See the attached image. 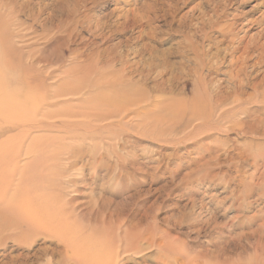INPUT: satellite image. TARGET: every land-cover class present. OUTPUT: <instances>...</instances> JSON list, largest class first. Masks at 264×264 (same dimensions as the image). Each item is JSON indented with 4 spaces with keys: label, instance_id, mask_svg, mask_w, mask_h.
I'll list each match as a JSON object with an SVG mask.
<instances>
[{
    "label": "rangeland",
    "instance_id": "374dc122",
    "mask_svg": "<svg viewBox=\"0 0 264 264\" xmlns=\"http://www.w3.org/2000/svg\"><path fill=\"white\" fill-rule=\"evenodd\" d=\"M7 41L9 73L49 87L41 114L84 117L0 149V264H83L69 247L125 237L120 264H264V0H0ZM203 90L242 111L178 132L163 104Z\"/></svg>",
    "mask_w": 264,
    "mask_h": 264
},
{
    "label": "bare ground",
    "instance_id": "6f19581e",
    "mask_svg": "<svg viewBox=\"0 0 264 264\" xmlns=\"http://www.w3.org/2000/svg\"><path fill=\"white\" fill-rule=\"evenodd\" d=\"M10 55L21 63V53L18 52L17 49L13 48L11 42L7 41V44L0 47V134L2 133V135L7 136L5 140L0 141V149L9 150L12 147L14 149L18 148L17 150L21 151L23 143L25 140L29 139L32 132L54 128L53 124H48L45 120H52L57 117H60L61 119L64 116H68L69 119H79L83 118L84 115H63L60 113H49L43 111L41 114L38 108L45 104L49 87L46 86V83L43 82L41 78H39L40 80L36 77L18 79L16 76L11 75V73H9V69L16 68V66L13 63V60L9 59ZM38 92L43 93V95L41 94L42 97L37 95ZM238 97V95H235L232 102H239L240 99ZM48 98L49 97H47V99ZM211 100L212 98L208 96L206 91L202 96L200 95L194 100L192 98L188 104L177 99L167 100L163 104L165 112L169 114L166 119H170L175 128L177 126L178 132L180 131L182 133L183 131H188V136H193V130L194 132H199L201 130L208 129L207 126H209V123L211 124L214 117H216L217 120H220L215 124H220V122L228 120L230 117L235 116L237 112L242 111V109L238 107L226 109V101L222 98L218 99V106L211 104ZM34 105H36V107H34ZM38 117H41V120L38 119ZM193 121H199V126L194 127V129ZM61 122V125L68 128L69 124H71V121L69 123L67 120H61ZM79 123L81 125L84 124L82 122H78V127ZM235 125L236 124L234 123V126ZM77 126H75V128ZM58 129L60 130L59 127ZM174 132V134H179L176 131ZM247 132L253 134L254 128L248 126ZM11 133L14 134L11 136ZM53 141L52 137L51 141L47 140L44 143L40 141L39 138H32L30 145L26 149V154L27 156H31L33 160L37 161L38 165H41L43 174L44 170L47 169V171L51 173L50 177L54 176L55 180L61 177V173L59 172L60 166L57 162L62 160V155H54V152L52 153L49 151V149H52L51 147L53 145ZM42 148H45V150ZM263 154L264 152L260 155ZM67 156L71 157L73 155ZM49 162H51V164H48ZM53 205L58 208L60 206L59 209L63 208L62 201L58 198L53 200ZM65 206H67V204ZM51 208L53 209L52 205ZM126 241L127 238L125 237L120 241V246L114 251H111L110 249H108L110 250L108 251L106 247H101L100 249L95 248L93 250L75 251L69 247V252L77 263L120 264L122 254H125L128 251V247L124 244ZM80 245L81 244H79V247H81ZM165 247L170 252L174 249V247L171 249L170 246L169 248L167 246ZM163 259H165V257ZM161 264H169V262L163 261Z\"/></svg>",
    "mask_w": 264,
    "mask_h": 264
}]
</instances>
